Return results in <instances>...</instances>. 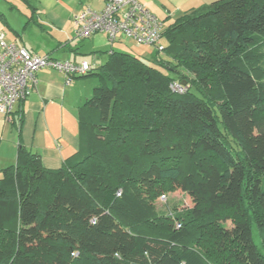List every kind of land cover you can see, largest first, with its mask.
Segmentation results:
<instances>
[{"label":"trees","instance_id":"1","mask_svg":"<svg viewBox=\"0 0 264 264\" xmlns=\"http://www.w3.org/2000/svg\"><path fill=\"white\" fill-rule=\"evenodd\" d=\"M163 37L107 39L152 48L154 66L111 50L75 77L98 83L61 168L18 147L0 178V264H264V0H217ZM177 191L192 207L159 213Z\"/></svg>","mask_w":264,"mask_h":264},{"label":"crops","instance_id":"2","mask_svg":"<svg viewBox=\"0 0 264 264\" xmlns=\"http://www.w3.org/2000/svg\"><path fill=\"white\" fill-rule=\"evenodd\" d=\"M163 22L164 27L183 14L210 6L217 0H137ZM104 0H0V33L5 41L15 43L37 56L59 61L89 63L91 55H105L117 50L106 42V35L95 34L86 40L73 36L72 16L85 8L99 12ZM108 51V52H109ZM121 51V50H120ZM36 85L26 99L17 103L15 124L0 114V176L15 164L19 146L39 156L41 165L56 170L78 149V109L91 96L94 83L74 78L66 84L63 74L43 69L35 75ZM19 117L17 118V116Z\"/></svg>","mask_w":264,"mask_h":264},{"label":"built area","instance_id":"3","mask_svg":"<svg viewBox=\"0 0 264 264\" xmlns=\"http://www.w3.org/2000/svg\"><path fill=\"white\" fill-rule=\"evenodd\" d=\"M99 12L88 8L74 14L71 19L73 36L86 40L95 34H104L113 42L119 36L131 39L137 45L157 46L159 50L163 22L150 13L137 0H104ZM43 69L64 75L66 84L75 77L85 76L90 71L87 62L78 64L59 61L49 56H37L25 48L5 41L0 33V114L11 122L14 107L26 99L36 85L35 75ZM175 89L181 91L179 86Z\"/></svg>","mask_w":264,"mask_h":264},{"label":"rangeland","instance_id":"4","mask_svg":"<svg viewBox=\"0 0 264 264\" xmlns=\"http://www.w3.org/2000/svg\"><path fill=\"white\" fill-rule=\"evenodd\" d=\"M106 42H108L107 37H106ZM109 43V42H108ZM161 44L164 48H166L168 46V43L166 41V39L163 37L161 40ZM118 48H120V50L122 52H125L127 54H131L135 57L140 58L141 60L145 61L147 63V65L149 66H154V64L152 63V58L153 55L155 53V51L152 48H147V47H137L134 45L133 42L129 41L128 39L123 38L121 40L120 44H115ZM119 50V51H120ZM109 50L104 51V53H106L105 55L100 54L102 56H96L91 55V51H85V54L87 55V57H93V59H88L89 63H93L95 66H98L99 64L102 63V61H99V58L101 57L102 59L105 60L104 56H107V52ZM160 58L164 59L163 55H160ZM107 59V58H106ZM161 70V69H160ZM84 80H89L91 82H93L96 86L97 85V80L94 77H87ZM1 178V176H0ZM154 206L156 208V210L160 213H172V212H179L182 211L183 209H187V208H191L192 204L188 198V196L180 191L177 192H173V193H166L164 195H160L154 202ZM227 227H230L229 223H227ZM252 236H253V241L255 246L261 250V246H260V241L259 238L256 234L255 229H253L252 232Z\"/></svg>","mask_w":264,"mask_h":264}]
</instances>
